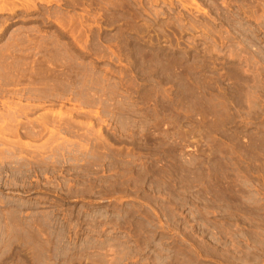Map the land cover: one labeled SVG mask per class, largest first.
Masks as SVG:
<instances>
[{
	"label": "rangeland",
	"instance_id": "obj_1",
	"mask_svg": "<svg viewBox=\"0 0 264 264\" xmlns=\"http://www.w3.org/2000/svg\"><path fill=\"white\" fill-rule=\"evenodd\" d=\"M0 264H264V0H0Z\"/></svg>",
	"mask_w": 264,
	"mask_h": 264
}]
</instances>
